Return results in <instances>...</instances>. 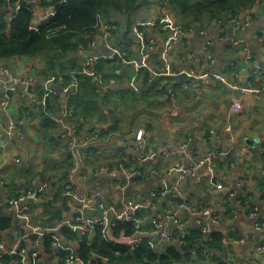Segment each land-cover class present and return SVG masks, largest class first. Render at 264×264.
Listing matches in <instances>:
<instances>
[{
	"label": "crops",
	"instance_id": "1",
	"mask_svg": "<svg viewBox=\"0 0 264 264\" xmlns=\"http://www.w3.org/2000/svg\"><path fill=\"white\" fill-rule=\"evenodd\" d=\"M29 2L37 4L38 14L45 9L40 7L39 0ZM159 7L157 4L141 7L131 17L121 12H113L110 20L103 16L106 22L117 25V30L112 32L113 44L126 59H136L157 70L168 65L170 72L178 75L153 76L146 68L126 64L122 59L103 60L97 75L90 76L93 82L86 81L90 92L96 87L100 97L94 101L95 106L86 102L84 114L78 106L84 99L70 104L71 97L81 92L82 77L87 76L79 70L75 74L74 66H81L87 55L106 51L99 28L95 29L87 48L81 47L75 57L67 59L71 62L68 70L75 76L71 85L63 84V76L45 73L44 60L27 56L0 59V68L8 69L0 74V216L4 223V227L0 223V239L9 246L15 245L29 230L26 221L9 203V197L26 196L28 191L36 194L48 183V194L39 193L37 199L23 204H32L30 214L35 224L55 227L66 219L100 217L102 203L122 210L130 203L152 200V193L162 187L161 179L165 178L168 193L156 207L131 211L134 220L140 223L139 230H135L133 222L123 221L119 226L126 222L132 224L130 234L122 230L116 237L114 232L118 226L101 229L103 235L133 249L135 246L122 244L120 239L136 236L148 244L158 238L152 218L172 209L174 213L167 219L169 230L184 224L179 235L188 231L187 240L195 230L202 233L204 245L198 242L197 248L191 251L192 257L197 254L198 258L191 263V257L185 264H216L214 256H223L227 264H264V254L258 250L264 244V230L255 228L257 222L264 223V93L261 90L264 87V0L239 13L242 19L251 16L245 28H236L232 17L186 27L181 16L174 15L169 7ZM154 17L167 18L165 28L149 29L146 35L142 34L139 22H148ZM178 27L191 28V31L169 45L165 40ZM203 30L205 34L201 33ZM207 38L212 40L210 51L205 50ZM234 39L242 44L235 45ZM95 40L97 44L93 46ZM11 78L34 81L29 94L23 85L11 91L9 104L4 107V83ZM233 85L238 89H233ZM68 87L72 94L66 91ZM235 96L243 103L239 114L231 112ZM74 112L78 118H74ZM103 129L112 131L103 136ZM140 129L144 130V136L138 141L136 135ZM95 130H99L98 139L88 143V137ZM181 144L187 145L188 150L218 151L214 169L201 166L196 175L181 179L177 165L192 166L196 158L165 154ZM94 145L97 146L91 148ZM70 155L74 160L69 159ZM141 156L147 160L141 161ZM121 168L133 174L124 179L111 173ZM118 183L126 186L125 191L116 187ZM71 184L81 189L78 200L63 196ZM96 193H100L97 199L89 202V197ZM178 196L186 199L183 204L173 200ZM55 206H65V209L58 212L60 209ZM255 209L259 214L256 219L251 217ZM207 210L210 212L205 214ZM98 228L92 235L83 236L64 225L58 235L63 244L73 246L76 254L87 260L80 250L96 249L93 243ZM219 231L224 233V247L219 250L206 246L214 242V235ZM49 239L44 237L35 244L31 238H25L24 245L29 250L41 251L40 264H64L62 252ZM186 243L181 244L179 239L167 243L161 255L172 246L183 250ZM108 249L107 254H99L96 249L95 255L108 256L107 264L128 260L111 258L123 255L121 252L117 255L116 249ZM92 257L93 252L89 258ZM10 259L17 258L5 257Z\"/></svg>",
	"mask_w": 264,
	"mask_h": 264
},
{
	"label": "trees",
	"instance_id": "2",
	"mask_svg": "<svg viewBox=\"0 0 264 264\" xmlns=\"http://www.w3.org/2000/svg\"><path fill=\"white\" fill-rule=\"evenodd\" d=\"M16 1L0 0V59L27 56L44 60L45 73L50 72L58 78L63 76V84L71 85L75 82V76L68 70L71 62L67 59L75 57L74 55L78 54L81 47H88L89 41L96 32L95 23L98 14H105L108 20L113 17V12H121L131 17L141 7L157 4L161 6L160 9L169 7L174 15L181 16L186 27L194 24L200 26L224 17L238 16L241 11L253 7L258 0H39L41 8L57 9L56 16L48 23L41 24L39 31L32 30L35 12L28 3L32 0H27L28 2L23 0V8L12 20H8L7 16L13 11ZM132 24L131 22L128 27L130 31ZM50 32L55 33L51 36L49 35ZM74 70L77 74L80 65L74 66ZM86 81L93 82V79L88 75L82 77L81 92L77 97L72 96L70 101L72 104L78 99H84L83 104H78L83 108V114L87 111L86 102L90 101V106H95L94 101L100 97L96 87L93 88V93L90 92L91 90L86 87ZM78 116V113L74 112V118H78ZM110 130L112 131V129ZM110 130L103 129V136ZM96 146H91V148ZM72 158L74 160L73 155H70L69 159ZM56 208L60 209L58 212L61 210L63 212L65 206ZM59 216L56 214V217ZM0 223L4 227L1 216ZM119 227L114 232L116 237L122 230L129 234L132 232L130 222L121 224ZM101 229V227L97 229V236L93 243V247L99 250V254L109 253L108 248L116 249L123 256L124 254L127 255L124 257L114 255L111 258L138 260L145 264H185L190 262L194 247L197 248V243L200 242L202 246L204 245L201 241L202 233L195 230L191 238L187 240L186 245L183 246V250L177 246H172L167 253L161 255L154 253L146 243H142L133 249L112 242L103 235ZM223 236L222 231L215 233L214 242L212 244L207 243L206 246L220 250L224 247L222 245ZM92 250L93 248L86 247L80 250V254L89 257ZM197 251L200 252V249ZM2 261L5 263V259ZM214 261L216 264H227V259L223 256H214Z\"/></svg>",
	"mask_w": 264,
	"mask_h": 264
},
{
	"label": "built area",
	"instance_id": "3",
	"mask_svg": "<svg viewBox=\"0 0 264 264\" xmlns=\"http://www.w3.org/2000/svg\"><path fill=\"white\" fill-rule=\"evenodd\" d=\"M23 8V0H17L15 3V6L13 8V11L8 14L7 18L8 20H12L19 10ZM38 14V19L37 23H33L32 30L34 31H39L40 30V25L41 24H46L49 21H51L57 14V9L56 8H45L44 10H40ZM251 18L250 15L246 16L244 19L240 18L239 15L232 17L231 21L233 25L236 28H245L246 26L249 25V19ZM167 18H156L154 17L150 21H141L139 22V28H141V33L145 34V31L149 29H158L161 31L162 29L165 28V20ZM95 28H99L103 32V40L102 42L104 43V46L106 48L105 52H100L97 54L93 55H87L83 58V61L80 66L79 73L82 74H87L89 76H94L97 75L98 72V66L103 60H115V59H122V61L126 64H133L139 68H146L153 76H161L164 74H170L173 76L178 75L177 73L170 72V68L168 65H165L162 70H157L152 68L151 65H147L144 63H141L140 61L134 59V60H128L126 59L121 50L117 48L113 44V37H112V32L117 30V25L114 23H109L104 20L103 14H98L97 15V22L95 24ZM139 28H136L137 31H140ZM191 31L190 29H184L181 27H178L165 41L169 44H175L178 40H180L182 37L186 36L189 32ZM53 33L55 32H50L49 35H54ZM201 33L205 34L206 31L203 30ZM51 35V36H52ZM149 41L151 42L153 39V36L150 35ZM206 44H205V50L210 51L212 48V40L207 38ZM233 43L235 45H241L240 40H233ZM97 44V41H93L92 45L95 46ZM260 68V66H259ZM7 68L1 67L0 68V74L2 72H7ZM191 76H195L194 73H191ZM221 78L222 80H225L224 77L217 76ZM34 79H16V78H11L7 82L4 83V94H3V106L6 107L9 104V99H10V92L13 90H16L18 87H21L23 85L24 91L26 94H29L31 89H32V83ZM233 89L237 90V86L233 85ZM264 93V87L261 89ZM66 91L72 94V90L70 87L66 88ZM243 109V103L240 97H233L232 98V103H231V112L233 114H239L241 113ZM10 129H13L14 127L11 125ZM144 136V130L140 129L137 131L136 139L138 141L142 140ZM99 137V130H95L92 135L88 137V143H91L93 141H96ZM218 151L214 150H188L187 145L181 144L172 151H166L165 154L167 156H183L187 155L191 158H196V162L194 165L189 166V167H184L181 164H178V171L180 172L181 179L185 176H191V175H196V172L199 167L201 166H209L212 170L216 166L215 159L218 155ZM144 154V153H143ZM141 161H146L147 157L146 156H141L139 158ZM111 173L115 176H124L125 178H129L133 173L125 168L121 169H114L111 170ZM140 173V172H139ZM180 179V180H181ZM161 185L160 189L158 191H154L152 193L153 199L148 200V201H140V202H135V203H130L127 208L125 209H119L115 205H107L105 203L100 204V209L103 211V214L95 219H88L85 217H79L76 218L72 221H69L68 219L64 220L61 224H58L55 227H48V226H41L37 225L34 223V219L31 217V210H32V204L31 205H25L23 204L26 201L37 199L39 193H47L50 188V185L48 183H45L42 187L40 192L38 193H33L32 191H28L26 196L25 194L21 195L18 198L15 197H9L8 201L11 205H13L16 209V212L18 216L23 218L28 227V233L24 236H20L17 240V243L15 245L9 246V244H6L3 240L0 239V264H40V260L42 257L41 251L38 250H29L25 245H24V240L25 238H31V240L35 244H39L41 242V239L44 237H49V243L52 244L55 248L60 250L63 254V261L64 264H107L108 260L110 259L108 256L101 255V256H96L95 254H98V251L96 249H93L92 252L94 254V257L89 258L85 260L82 259L76 254V250L73 246L63 244L61 242V239L58 235L59 233V228L64 226V225H69L70 228L73 230L81 229V234L83 236L85 235H92L96 228L101 227L102 229H111L113 227H118L120 223L123 221H131L134 223V228L135 230L140 229V223L136 220L131 215V211H136L140 210L142 208H147V207H156L159 202L166 197L168 190H167V180L165 178L161 179ZM118 189H122L125 191L126 186L122 183H118L116 186ZM218 187L221 188L222 185L218 184ZM100 195V193H96L92 198L89 197V202L94 201L97 199V197ZM24 196V197H23ZM63 196L67 198L68 200H78L82 196L81 189L76 187L75 184H71L68 186L64 193ZM210 211L207 210L204 213L207 214ZM174 212L172 209H166L164 213H160L155 215L152 218V224L155 226V231L158 233V238L155 239L152 242H149L147 246L156 254H162L164 246L168 243L171 244L177 239H179L181 244H185L187 241V238L189 237L188 231H183L182 234L179 235L181 230H184V224H181L180 227L174 229V230H169L167 227V219L172 215ZM258 210L255 209L251 212V217L252 218H258ZM177 219V218H176ZM262 220V219H261ZM179 221V220H178ZM255 228L257 230L263 231L264 230V223L257 222L255 225ZM142 241L141 237H136V236H125L120 239V243L126 244V245H131V246H137L140 245ZM259 252L264 254V244L259 246L258 248ZM117 255L120 254V251L116 252ZM6 256L10 257H16V260H5V263L2 261V259H5Z\"/></svg>",
	"mask_w": 264,
	"mask_h": 264
},
{
	"label": "water",
	"instance_id": "4",
	"mask_svg": "<svg viewBox=\"0 0 264 264\" xmlns=\"http://www.w3.org/2000/svg\"><path fill=\"white\" fill-rule=\"evenodd\" d=\"M26 2H28L26 0ZM29 5L33 8L34 12H35V20H34V23H37V19H38V7H37V4L35 2H28ZM65 98V94L63 93L62 95V98ZM92 126H97V124H92ZM200 173H202V169L200 170ZM173 200H177L179 201L181 204H183L185 202L186 199L184 198H181V197H176V198H173ZM1 201H3V199H1ZM77 231L80 233L81 232V229H77ZM198 258V255L197 254H194L193 257H192V261H195L196 259ZM111 264H145L143 262H140L138 260H115L113 261Z\"/></svg>",
	"mask_w": 264,
	"mask_h": 264
},
{
	"label": "rangeland",
	"instance_id": "5",
	"mask_svg": "<svg viewBox=\"0 0 264 264\" xmlns=\"http://www.w3.org/2000/svg\"><path fill=\"white\" fill-rule=\"evenodd\" d=\"M201 262V261H200Z\"/></svg>",
	"mask_w": 264,
	"mask_h": 264
}]
</instances>
